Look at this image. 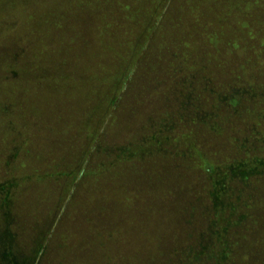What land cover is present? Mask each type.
Listing matches in <instances>:
<instances>
[{
  "label": "rangeland",
  "instance_id": "rangeland-1",
  "mask_svg": "<svg viewBox=\"0 0 264 264\" xmlns=\"http://www.w3.org/2000/svg\"><path fill=\"white\" fill-rule=\"evenodd\" d=\"M66 1L69 0H0V183H12V192L18 196L20 207L16 211L19 214L15 217L13 227L18 233L21 252L24 254L25 248L29 254L32 238L36 233L45 231L47 235L51 233V242L49 239L48 242L52 249L43 258L42 264H134L148 259L155 261L153 249L147 248L149 241L144 239L143 233L137 231L136 223H132L135 222L138 210L144 209L146 213L144 204L148 197L143 192L137 195V189L148 176L141 174V171L136 176L131 177L129 174L127 178H120L116 185L110 182V187L109 184H99V177L96 182L89 175L81 177L89 171H96L99 166V157L96 155L90 160L87 154L99 142L101 132L113 144L134 141L141 133L148 132L152 121H162L173 112L175 127L171 136L172 139L181 137L182 133L188 131L191 108L186 110L181 105L183 100L180 95H176L180 89L172 76L168 75L169 68L163 65L160 70L157 66L153 76H158V79L151 80L147 73L153 64L148 62L144 70L137 77L134 76V80L130 74L131 80L128 79L123 88L119 87L115 103L99 111L100 100L104 102L102 105L107 106V95H116L112 85L105 81L112 78L110 75L117 71L120 58L128 50L126 48L123 51L115 46L118 40L113 38L112 32L104 36L103 26L108 24L107 20L116 18L114 13L121 18L125 17L123 12L126 17L129 12L132 16L129 15L127 21L131 26H121V35L128 32L130 34L127 38L134 39L152 22L151 26L155 27L151 38L148 37L150 41L161 27L159 25L164 24L165 28L157 34V39L153 38L146 44V55L150 56L146 61H157L156 53L158 45H162L161 40L171 38L174 41L175 37L183 34L194 43L199 36L194 29L208 30L212 37L216 33L220 40L219 46L207 41L202 51L205 58L193 55L190 63L198 67L203 64L197 74L193 75L196 78L186 81V97L193 99V106L196 103L194 97L202 99L196 95L203 91L209 80L212 79L210 83H223L226 89L237 73L233 75L232 70H236L244 54L239 46L233 59L227 52V46L231 40L240 38L242 32L241 17L235 18L234 15L240 6L233 8V4H236L231 0H71L74 9L69 13L72 16H69L71 19L68 23L72 24L66 27L61 24L63 27L55 31L51 39L52 27L48 25L49 40L43 37L40 40L36 29L42 18L44 22L40 24L46 23V18L49 20L50 14L60 11ZM64 13H59V18H64ZM83 27L89 31L90 40L84 36ZM54 37L63 42V49L57 56L47 51H52L51 48L43 50L41 47L52 44L55 48L58 42L53 43L57 41ZM70 41H73L71 46ZM209 43L210 49L207 45ZM39 47L42 49L40 53ZM42 53L46 55L44 60ZM237 59L238 64H234ZM41 61L45 63L37 69L44 74L49 73V78L46 76L45 79L48 83L36 86L33 84H36L33 81L36 77L33 69ZM208 63H211L210 68L216 67V71L208 70ZM2 73L6 75L5 78ZM199 75L209 80L202 81ZM53 79H60L59 83ZM16 80L19 83L24 81L22 88L12 87L10 83ZM28 81L30 87L26 86ZM256 83L261 82L256 79ZM255 102L257 100L252 103ZM186 105V108L191 106L190 103ZM106 111L108 113L104 114ZM240 122L234 120L231 123L232 129L224 132L222 138L225 142L227 138L232 140L234 137L244 140L252 134L253 140L262 137L261 126L249 132L254 125L241 126ZM216 134L202 133L199 137V145L205 146L208 155L226 154L223 147L226 148L228 144L223 140L220 142ZM158 161L157 164L162 165L160 175H154L148 181L158 186L161 194L156 202L161 210L157 208L155 214L150 212L140 217L160 225L158 227L163 235L176 234L177 230H182L183 225L190 234V230L202 219L198 213L202 200L199 203L195 195L202 189L206 179L203 174L202 177L196 174L192 179V173L187 175L181 172V159ZM166 168L169 169L164 172ZM58 171L69 175L66 177L54 173ZM40 176L47 177L40 179ZM4 196L1 192L0 200ZM203 200L211 204L208 199ZM190 201H196L199 206L192 219L194 227H191V218L186 215L190 213ZM1 214L0 208V227ZM116 224L120 232L116 231V238L99 236V226L112 229ZM99 237L103 240L101 244ZM152 237L154 235H150V239ZM157 248L161 251V247ZM118 251L123 253L120 259L117 257ZM255 254L260 257H255L249 263L264 264V257L258 251Z\"/></svg>",
  "mask_w": 264,
  "mask_h": 264
},
{
  "label": "trees",
  "instance_id": "trees-1",
  "mask_svg": "<svg viewBox=\"0 0 264 264\" xmlns=\"http://www.w3.org/2000/svg\"><path fill=\"white\" fill-rule=\"evenodd\" d=\"M231 1L236 4H233V8H235L234 6L237 8L238 5L240 6V9L236 10L234 15L235 18L241 17L242 25L240 26L242 27V32L239 35L240 38L229 42L227 52L234 59V52H237L240 46L244 57L239 64L237 62L241 58L234 61V64H238V67H235L236 70H232L234 71L233 75L237 73L231 78L226 89L223 83H216V81L210 83L212 79H206L209 82L206 83L203 91L196 95L201 96L202 99L194 97L196 103L193 106L191 105L193 99L190 96L186 97V81L188 79L193 81V78H196L193 75L197 74L203 64H199L201 66L198 67L197 65H190V63L193 55L196 58H205L206 55L202 51H204L207 41L211 42V45L219 46L218 41L220 40L216 37V33L212 37L208 30L194 29L195 33L199 34L197 38L195 37L194 43L190 39L187 40L183 34L175 37L174 41H171V38L165 41L161 40L162 45L160 47L158 45L156 53L157 61H154V59L146 61L150 57L146 55V44L153 38L157 39V34L162 28H165L164 24L159 25L161 27H159L158 32L155 33V36L150 41H148V37L150 36L151 38V32L155 27V25L151 26L152 22L151 25L149 24L144 29L143 33L134 36V39L127 38L128 34H130L128 32L121 35L119 31L121 26H125V24L131 26L127 21V17L129 15L132 16L129 12L126 17V13L122 11L125 17L122 16L121 18H119L120 15L114 13L116 18L107 20L108 24L103 26L102 34L104 36L110 35L112 32L113 38L118 40L115 46H119L120 50L123 51L126 48L128 50L120 58V66L117 71L110 75L112 78L105 81L112 85V91H115L116 95L109 96L106 94L107 106L102 105L104 102L100 100L98 104L100 105L99 111L101 108L105 110L104 108L111 107L118 98L119 87L123 88L127 84L128 79L129 81L131 80L132 76L134 80V76L136 75L137 77L142 72L141 70H144V66L151 62L153 67L150 65V71L147 73L148 77H150L149 79L157 80L158 76H153L157 72L156 67L159 66L161 70L163 65H166L170 70L168 75H171L179 86L180 92L178 94L176 92V95H180L181 101L183 100L181 105L186 110L191 108L190 112L192 113L188 115V131L182 133L181 137L172 139L171 131L175 127V121L172 120V112L165 116L162 121H152L148 126V132L141 133L134 141L113 144L106 139V134L104 135L101 132L102 134H99V142L97 141L99 145L96 143L97 146L95 145L96 147L94 146V149L92 148L87 154L90 160L97 155L99 157V166L97 165L96 171H89L81 178L89 175L91 180L96 182L99 177V184H109L110 187V182L116 185L120 178H127L129 174L132 177L141 171V174L148 176V178L140 182L137 189V195L143 192L148 197V203L144 204L146 213L143 211L144 209L138 210L135 222L132 223H136L135 228L137 231L143 233L144 239L149 241L147 248L153 249L155 261L148 259L147 261L142 260L134 264H149V262L152 264H250V260L254 261L255 257H260L255 254L257 251L264 257V0ZM63 8H66V10L61 11ZM72 9H74L73 1L69 0L66 1L65 5L61 6L60 11H54L50 14L49 20L46 18V23L40 24L44 22L42 18L37 27L38 30L36 29L40 35V40L42 37L47 39L48 25L52 27L51 39L56 34L55 31L63 27L61 24L65 25V27L67 24H72L68 23L71 19L69 16H72V13L69 14ZM123 10L127 9L124 8ZM59 13H64V18H59ZM114 14L112 15L113 17ZM230 15H233V13H230ZM68 26L73 27V25ZM83 28L84 36L89 38V31L85 27ZM143 34L145 36L142 37ZM54 38L57 41H53V43L58 42L55 48L51 46L52 44L49 47L43 44L44 47H41L43 50L51 48L52 51L48 49L47 51L54 52L55 56H57L59 51L63 49V42H60L56 37ZM201 39H203L204 43ZM72 43L73 41H70L69 46ZM207 45L210 49V43ZM41 47H39V53L40 51L42 52ZM234 47L235 49H233ZM42 55V60L46 59L45 53H42ZM15 58H17V55H15ZM44 63V61H41L33 69L36 76L33 79L36 84H33L36 86L37 84L42 86L48 83L45 79L46 76L49 78V73L44 74L37 69ZM206 67L208 70L212 69L210 68L211 63H208ZM212 71H216V67ZM5 74H3V78L6 77ZM130 74L132 75L131 77ZM201 76L199 75V77ZM256 79L261 83H256ZM59 80L53 79L52 81L59 83ZM201 80L204 81L205 77H201ZM23 82L21 80L19 83L16 80V82L6 83H10L12 87L20 89L23 86ZM26 86L30 87L29 81ZM255 100L257 102L252 103ZM189 103L191 106L186 108V104ZM105 113H108V111ZM234 120L241 121V126L242 124H253L254 126L251 127L249 132L257 130L258 126H261L260 133L262 137L259 140H253L252 134L244 140L240 139V137H234L232 140L227 138V142H225L226 140L222 136L224 137L225 131L232 129L231 123ZM199 125H201L202 130H200L201 127ZM105 127L103 130H105ZM209 132L217 133L216 135L220 137V142L223 140L225 144H228V146H225L226 148L223 147L226 154L223 155L217 152L219 156L213 153L208 155L205 146L199 145L200 141L198 140L202 133L209 134ZM228 153H231V155H228ZM216 157H220L222 160L220 161ZM173 158L183 160L179 167L180 169L182 168L181 172L187 175L192 173V179L195 178L196 174L197 177H202L203 174L206 180L202 189L195 195L199 203L202 200L201 210L198 209L202 219L197 222L194 229L190 230V234L183 225L181 231L177 230L176 234L172 233L167 236L161 233L160 225L147 221L146 218L142 219L140 215L144 217L145 214L148 213L149 215L150 212L155 214L157 208L161 210L160 205L156 202L159 194H161L158 192V186L156 184L153 185L148 180L150 177L152 180L154 175H160L162 165L157 164L158 160H172ZM173 168L174 170L176 169L175 167ZM168 169L166 168L164 172ZM54 173H60V175L62 174L66 177L69 175V173L59 171ZM46 177L40 176V179ZM12 188V183H0V193L2 192L5 195L0 200V208L2 209L0 263L42 264L43 258L51 253V244L48 242L49 240L51 242L50 238L52 237L49 236L51 233L49 235L45 234V231L36 233L37 237L35 235L32 238V249H29V254L27 253L28 249L25 248H23L24 254H22L18 233L13 227V222H16L15 217L19 214L16 209H19L18 207L20 206L18 196H16L15 192H12ZM195 190L198 191L197 189ZM171 195H168V197ZM203 199H208L211 204H206L207 202ZM195 202H189L188 206L191 209L190 213L186 214L191 218L189 220L191 227H194L192 219H194V213L199 207ZM62 222L63 220L60 222V226ZM59 225L58 228L60 227ZM116 226L117 224L112 229L99 226V236L116 238L117 236L115 235L118 234L116 231L119 232ZM150 235H154V237L150 239ZM98 240L100 241L99 244L103 241L100 237ZM160 241H162V244H159ZM118 243L121 244L122 242L119 241ZM120 244L119 247H121ZM157 247H161V251ZM122 256L123 253L118 251L117 257L120 259Z\"/></svg>",
  "mask_w": 264,
  "mask_h": 264
}]
</instances>
